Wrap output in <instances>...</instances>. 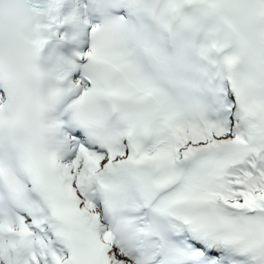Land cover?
Instances as JSON below:
<instances>
[{
  "label": "snow or ice",
  "instance_id": "6c2138e0",
  "mask_svg": "<svg viewBox=\"0 0 264 264\" xmlns=\"http://www.w3.org/2000/svg\"><path fill=\"white\" fill-rule=\"evenodd\" d=\"M0 264H264V0H0Z\"/></svg>",
  "mask_w": 264,
  "mask_h": 264
}]
</instances>
